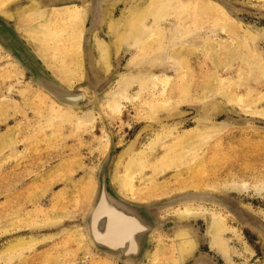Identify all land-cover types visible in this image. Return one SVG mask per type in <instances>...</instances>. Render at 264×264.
<instances>
[{"label": "rangeland", "instance_id": "rangeland-1", "mask_svg": "<svg viewBox=\"0 0 264 264\" xmlns=\"http://www.w3.org/2000/svg\"><path fill=\"white\" fill-rule=\"evenodd\" d=\"M93 3L0 0V17L41 68L91 100L59 103L0 45V264H124L97 251L86 227L110 154V187L127 202L209 192L231 206L159 211L141 264H264V0H108L97 22ZM75 7L81 21L69 23ZM140 7L147 35L136 50L117 49L106 21L115 27ZM94 38L109 50L108 71ZM153 76L168 79L164 90L148 84ZM213 215L227 258L210 247ZM184 231L195 249L180 256Z\"/></svg>", "mask_w": 264, "mask_h": 264}, {"label": "bare ground", "instance_id": "bare-ground-1", "mask_svg": "<svg viewBox=\"0 0 264 264\" xmlns=\"http://www.w3.org/2000/svg\"><path fill=\"white\" fill-rule=\"evenodd\" d=\"M107 1L108 0L94 1V7L98 11V13L100 12V18H102V16L104 15L103 9L104 6L107 4ZM147 14L148 11L143 7H140L132 10L115 27L113 26L110 20L106 21V27L108 28V32L111 35V38L114 40L116 45L115 47L117 49L124 46L132 50H136L137 44L140 42L141 37H143L145 34L147 35L146 30L142 28V22L147 16ZM82 15V11L79 8L75 7L70 8L68 13H65V16L63 18L66 17L69 23H76L81 21ZM63 21H65V19ZM94 43L99 53L98 63L102 64L103 71H108V69L110 68V53L108 48L104 42L96 38H94ZM34 76L36 77V81L38 83H40L44 88H46L50 93H52L58 100L65 102L67 105L77 106L87 101V99L82 93H71L67 89L65 90L60 88L57 84L50 81L49 79L46 78L45 80L44 76L39 74L37 70L34 71ZM149 79L152 80V83L151 80L150 83H148L150 86L157 87L158 85H162L163 90L168 81V79L164 78L163 76L162 78L153 76ZM135 80L141 81V78L135 77ZM127 81L125 82V84H123V86L120 87L122 90L126 89V86L130 84ZM146 85L144 82H142L141 84V86ZM118 98L119 95H113V99L109 104L113 111L119 110L120 106L117 101ZM135 171L136 169L134 164H129L126 167V174L122 179L119 180L118 184L123 186L124 181L130 180L131 176L134 174ZM97 180L98 188L100 187V191L98 190L99 194L97 201L92 210H90V214L88 216L87 221L89 232L88 237L90 236L89 241L91 240L90 243L99 252L108 253L112 257H117L121 261H123L122 259H129L131 261H135L136 259L141 257V253L145 246L146 238L152 232L151 229L153 227V221L146 212H140L135 206L130 205L133 203H125V200V202L121 201L119 199L120 197L115 194L112 189H109V184L107 186V176L104 169L98 172ZM129 188V190H132L131 186ZM188 193L189 192H185L176 195L184 196L185 194L189 195ZM193 196L199 197V193L194 192ZM208 198L213 201L219 202V199H213L212 197ZM180 216L182 218H191L195 215H193V213L191 212L185 211L180 213ZM206 222V234L211 242V246H209L215 248L221 255L227 258L229 256V249L226 241L223 238L224 229L222 227L221 217H219L218 215H213L207 218ZM109 225H112V227H110ZM176 248L180 256L184 254H191L195 249V243L190 234L184 231L181 236L179 235Z\"/></svg>", "mask_w": 264, "mask_h": 264}, {"label": "water", "instance_id": "water-1", "mask_svg": "<svg viewBox=\"0 0 264 264\" xmlns=\"http://www.w3.org/2000/svg\"><path fill=\"white\" fill-rule=\"evenodd\" d=\"M95 1V0H94ZM94 6V3H93ZM95 10V18H96V22L99 21L100 18V12L98 13V11L96 10V8L94 7ZM0 45L5 48L15 59L16 61L21 65V67L25 70V72L31 77V79L34 81V83L36 85H38L41 89H43L45 92H47L49 95H51V97H53L56 101H58L59 103L71 107V108H78L81 106H85L88 103L91 102V100L89 98H87L82 92L80 91H69L71 93H82L85 98L87 99V101L85 103H81L80 105H67L65 102H62L60 100H58L52 93H50L46 88H44L40 83H38L36 81V77L34 76V71L37 70V72L41 75L44 76V79L46 80L49 79L50 81L54 82L55 84H57L60 88L65 89L66 88L59 84L57 81H55L52 77H50L42 68L41 66L37 63V61L34 59V57L30 54V52L26 49V47L19 41L17 35L9 28V25L7 24V22L5 20H3L0 17ZM111 162V154L108 156V158L105 160V162L102 164V166L100 167V170L104 169L106 172V176H107V186L109 184V189H111L110 187V182H109V165ZM99 170V172H100ZM98 190L100 191V187L98 188ZM97 190V191H98ZM98 193L96 194V197L93 201L92 207L90 210H92V208L94 207L97 198H98ZM196 193V192H195ZM199 193V197H194L193 194L194 192H189V195H184V196H179V195H175L169 199H164V200H160V201H155L152 203H147V204H143V205H139V204H130L131 206H135L137 208V210H139L140 212H146L149 217L152 219L153 221V227L151 229V233L149 234V236H147L146 238V242H145V246L143 248V251L141 253V257L136 259L135 261H131L129 259H122L123 261H121L120 259H118L117 257H114L115 259H117L118 261L124 263V264H141L142 261L145 259V256L147 255V251L149 249V242H150V236L152 235V233L154 231H156L157 229H159L160 227V221L158 218L157 213L161 210L167 209V208H171L177 205H182V204H189V203H199V202H203V203H210L213 205H217L219 207H223L226 209H231L229 202L224 199L223 197L213 194V193H209V192H198ZM116 194V193H115ZM187 196H191V197H187ZM208 197H212L213 199H219V202L217 201H213L211 199H209ZM197 198V199H195ZM121 201L125 202L123 199L119 198ZM127 203V201L125 202ZM129 204V203H128ZM90 214V211L86 217V227H87V233L89 235L88 232V216ZM90 237V236H89ZM91 241V240H90ZM101 253H105V252H101ZM106 255L112 257L111 255H109L108 253H105Z\"/></svg>", "mask_w": 264, "mask_h": 264}, {"label": "snow or ice", "instance_id": "snow-or-ice-1", "mask_svg": "<svg viewBox=\"0 0 264 264\" xmlns=\"http://www.w3.org/2000/svg\"><path fill=\"white\" fill-rule=\"evenodd\" d=\"M110 227H112V225H109ZM118 226V225H117Z\"/></svg>", "mask_w": 264, "mask_h": 264}]
</instances>
